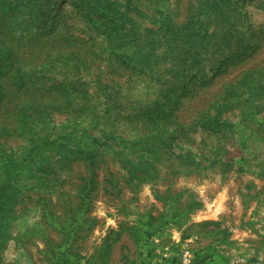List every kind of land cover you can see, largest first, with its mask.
Returning a JSON list of instances; mask_svg holds the SVG:
<instances>
[{"label": "rangeland", "instance_id": "374dc122", "mask_svg": "<svg viewBox=\"0 0 264 264\" xmlns=\"http://www.w3.org/2000/svg\"><path fill=\"white\" fill-rule=\"evenodd\" d=\"M0 264H264V0H0Z\"/></svg>", "mask_w": 264, "mask_h": 264}, {"label": "built area", "instance_id": "2783aa9c", "mask_svg": "<svg viewBox=\"0 0 264 264\" xmlns=\"http://www.w3.org/2000/svg\"><path fill=\"white\" fill-rule=\"evenodd\" d=\"M185 259L188 260L189 259V256L188 254L185 255Z\"/></svg>", "mask_w": 264, "mask_h": 264}, {"label": "trees", "instance_id": "16d2710c", "mask_svg": "<svg viewBox=\"0 0 264 264\" xmlns=\"http://www.w3.org/2000/svg\"><path fill=\"white\" fill-rule=\"evenodd\" d=\"M91 9L94 10V11H96L93 7H90V10H91Z\"/></svg>", "mask_w": 264, "mask_h": 264}]
</instances>
